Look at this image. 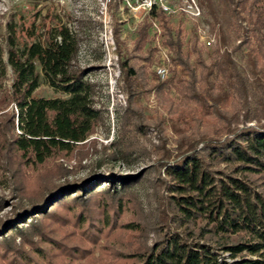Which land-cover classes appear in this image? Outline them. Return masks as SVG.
Listing matches in <instances>:
<instances>
[{
    "label": "trees",
    "instance_id": "obj_1",
    "mask_svg": "<svg viewBox=\"0 0 264 264\" xmlns=\"http://www.w3.org/2000/svg\"><path fill=\"white\" fill-rule=\"evenodd\" d=\"M199 2L204 11L200 21L216 32V43L210 47L200 41L196 29L187 37L182 17L157 9L140 24L131 51L117 37L122 72L131 82L138 78L137 85L145 84L146 69L156 52L151 30L157 20L173 54L171 75L162 85H177L196 105L185 107L181 122L190 126L199 116H214L221 122L216 132L228 135L198 150L193 145L205 140V135H190L184 128L177 131L184 135L180 139L185 141L181 147L185 150L172 156V163L166 162L172 178L169 188L178 219L202 225L185 232L169 229L137 264H264V0ZM20 33L12 20L4 40L0 39V106L13 105L1 114L6 119L8 143L32 161L44 163L86 140L100 119L94 99L96 83L88 77L94 67L75 65L81 37L66 24L30 33V39ZM8 76L9 85L2 84ZM43 82L61 95H38ZM231 103L238 106L229 110ZM253 120L260 123L246 126ZM215 163L229 167L217 171L211 168ZM100 176L109 178L111 186L104 190L108 193L133 182L115 174ZM95 178L84 180L78 189L92 194L98 188ZM55 188L60 190L33 209L45 211V201L51 202L64 191L58 186L51 190ZM80 221L84 224V217ZM20 252V260L28 258ZM225 252L232 261L223 256Z\"/></svg>",
    "mask_w": 264,
    "mask_h": 264
},
{
    "label": "rangeland",
    "instance_id": "obj_2",
    "mask_svg": "<svg viewBox=\"0 0 264 264\" xmlns=\"http://www.w3.org/2000/svg\"><path fill=\"white\" fill-rule=\"evenodd\" d=\"M125 4L124 0H118L117 7L114 0H0V39L4 40L7 23L12 20L24 39L58 24H66L80 35L81 47L74 63L94 67L88 77L96 83L95 107L101 115L86 140L36 163L8 143L6 119L1 113H8L13 105L0 106V264H137L169 229L185 232L202 225L178 219L166 162L172 163V156L185 150L181 148L184 135L177 132L183 128L190 135H205V140L193 145L198 150L206 142L228 135L216 132L221 122L214 116H199L190 126L181 122L185 107L196 105L177 85L163 86L155 72L161 56L159 45L168 50L170 63L173 55L164 43L162 26L158 33L151 30L156 52L146 69L147 83L137 85L138 78L134 82L127 79L118 61L117 37L131 51L146 17L139 20ZM182 23L187 37L201 27L206 37L215 38L213 45L216 43V32L203 21L199 26L186 19ZM200 41L204 44L202 38ZM10 78L1 83L9 85ZM37 94L61 95L46 82ZM235 106L238 104L231 103L228 108ZM259 123L253 120L246 126ZM228 167L215 163L211 168L221 171ZM109 174L133 182L108 193L104 190L111 186L109 178L100 175ZM89 178H95L98 186L92 194L78 189ZM54 186L64 191L49 199L51 202L45 201V211L33 209L57 191L51 190ZM20 251L28 256L24 261L19 259L23 256ZM223 256L233 260L227 252Z\"/></svg>",
    "mask_w": 264,
    "mask_h": 264
},
{
    "label": "built area",
    "instance_id": "obj_3",
    "mask_svg": "<svg viewBox=\"0 0 264 264\" xmlns=\"http://www.w3.org/2000/svg\"><path fill=\"white\" fill-rule=\"evenodd\" d=\"M106 1V0H105ZM109 1V0H107ZM125 6L138 17L139 20L150 15L153 9L162 10L169 16L175 18L182 17L183 19L197 22L199 26L200 20L203 18L204 11L199 0H124ZM160 25L157 20H154L152 29H156V33L160 32ZM206 30L199 27L198 34L204 41V46L210 47L213 45L215 38L206 37ZM162 45H159L157 52L161 54L160 59L155 65V72L161 79H166L170 72V56Z\"/></svg>",
    "mask_w": 264,
    "mask_h": 264
}]
</instances>
